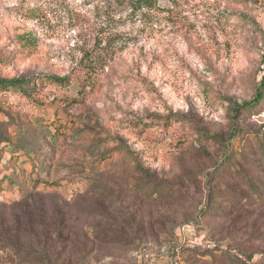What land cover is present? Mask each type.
Returning <instances> with one entry per match:
<instances>
[{
  "label": "rangeland",
  "instance_id": "1",
  "mask_svg": "<svg viewBox=\"0 0 264 264\" xmlns=\"http://www.w3.org/2000/svg\"><path fill=\"white\" fill-rule=\"evenodd\" d=\"M159 6L0 0V75L64 76L100 53L93 93L44 94L58 139L0 92V178L38 173L35 153L46 166L34 193L0 187V264H264V106L233 109L264 83V0Z\"/></svg>",
  "mask_w": 264,
  "mask_h": 264
},
{
  "label": "trees",
  "instance_id": "2",
  "mask_svg": "<svg viewBox=\"0 0 264 264\" xmlns=\"http://www.w3.org/2000/svg\"><path fill=\"white\" fill-rule=\"evenodd\" d=\"M124 6H129L134 10H142V11H158L160 10L159 0H115ZM24 12V10H23ZM100 53L93 51L87 52L78 63L75 70L72 74H67L64 76L60 75H52V74H37L35 76L30 77H15V76H6L0 75V92H7L16 96H20L22 101L18 104L14 105V110L19 114L20 118H26V123L29 125L28 127L40 128L43 130V133L51 139H58L63 137L61 131V125L57 124L54 118L50 114L45 111L46 100L44 94L47 91V88L50 86L59 87V88H68L70 87L75 79L80 80L79 86L80 93L84 96L93 93L96 90V85L98 82V57ZM8 59V58H6ZM44 96V98H43ZM264 106V83H261L255 92L254 97L249 101H244L242 103H234L233 109L244 110V111H259L262 110ZM180 121V118L177 116H168L167 121ZM54 124V132L50 130L51 125ZM24 133L29 135L30 141L32 138L30 137V133L22 128ZM33 135V134H32ZM119 143L125 144L126 140L122 137L118 138ZM9 139L5 135V132L2 128H0V160L8 148V146L1 145H9ZM25 153L30 155L32 149L27 146H22ZM128 148V147H127ZM19 158L16 154L11 156L10 162L12 167H17ZM33 163L35 169L38 173H35L32 170L30 173L26 171H21L16 173V180L13 178H9L8 176H3L0 178V187L4 186L6 181L9 182L11 186L17 188L22 194L29 192L34 193L38 189V187L44 183V178L41 176L43 170L46 166H43V159L41 155L35 153L33 158ZM40 172V174H39Z\"/></svg>",
  "mask_w": 264,
  "mask_h": 264
},
{
  "label": "built area",
  "instance_id": "3",
  "mask_svg": "<svg viewBox=\"0 0 264 264\" xmlns=\"http://www.w3.org/2000/svg\"><path fill=\"white\" fill-rule=\"evenodd\" d=\"M162 264H191L187 260L183 259L180 255L167 257Z\"/></svg>",
  "mask_w": 264,
  "mask_h": 264
}]
</instances>
